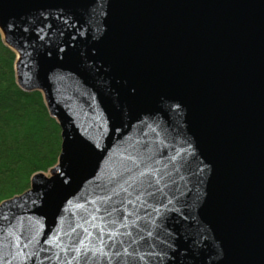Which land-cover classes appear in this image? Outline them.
I'll return each mask as SVG.
<instances>
[{"label":"water","instance_id":"1","mask_svg":"<svg viewBox=\"0 0 264 264\" xmlns=\"http://www.w3.org/2000/svg\"><path fill=\"white\" fill-rule=\"evenodd\" d=\"M0 35L61 141L2 264H264V0H0Z\"/></svg>","mask_w":264,"mask_h":264},{"label":"trees","instance_id":"2","mask_svg":"<svg viewBox=\"0 0 264 264\" xmlns=\"http://www.w3.org/2000/svg\"><path fill=\"white\" fill-rule=\"evenodd\" d=\"M15 55L0 35V203L29 188L30 178L46 173L60 152V130L39 92L16 84Z\"/></svg>","mask_w":264,"mask_h":264},{"label":"snow or ice","instance_id":"3","mask_svg":"<svg viewBox=\"0 0 264 264\" xmlns=\"http://www.w3.org/2000/svg\"><path fill=\"white\" fill-rule=\"evenodd\" d=\"M85 259H87V258L85 257ZM0 264H2V261H0Z\"/></svg>","mask_w":264,"mask_h":264},{"label":"rangeland","instance_id":"4","mask_svg":"<svg viewBox=\"0 0 264 264\" xmlns=\"http://www.w3.org/2000/svg\"><path fill=\"white\" fill-rule=\"evenodd\" d=\"M47 173V172H46Z\"/></svg>","mask_w":264,"mask_h":264}]
</instances>
